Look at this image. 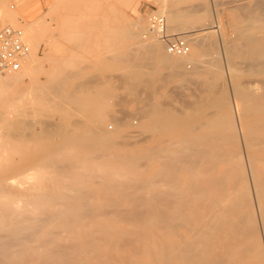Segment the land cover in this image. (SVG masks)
<instances>
[{
	"label": "bare ground",
	"instance_id": "1",
	"mask_svg": "<svg viewBox=\"0 0 264 264\" xmlns=\"http://www.w3.org/2000/svg\"><path fill=\"white\" fill-rule=\"evenodd\" d=\"M8 1L0 0L1 24L15 25L33 15L28 4L24 11L7 10ZM189 1L192 0H155L158 11L154 14L165 19V30L155 35L149 26L137 27L142 32L135 33L152 66H146L137 57L139 53L123 63L121 73L134 72V79L151 92L146 88L150 97L146 95L149 98L140 103L143 107L138 114L142 119L139 130L152 136L147 147H130L132 144L128 143L133 141L128 139L123 146L122 139L130 138L128 133L121 137L120 126L106 122L116 130L108 129L109 124H104L108 119L100 111L102 106L81 93L64 97L54 90L59 98H67L76 106L87 99L88 104L78 109L83 111L88 105L91 109V114L83 112L90 114L88 118L71 105L76 107V113L71 114L65 110L68 105L64 99V111L62 103L57 109L65 116L54 124L53 119L50 128L44 127L47 136L60 138L58 142L54 138L49 141L44 131L42 137L46 139L39 136L35 140L37 119V124L30 120L29 124L27 120L32 118L23 115L27 117L25 123L36 126L23 128L26 124L22 119L19 123L9 116L13 114L0 110V264H264V0H251L245 5L238 0H203L211 10V19L193 42L186 32L191 30L181 27L184 20L197 16L176 10L179 4ZM237 12L242 14L244 24L236 28L238 41L229 44L224 20L228 16L236 22ZM34 25L32 20L21 27L30 52L19 71L0 74V89L34 78ZM178 37L189 43L187 55L166 52L165 42ZM211 45L215 48L212 55L208 53ZM235 57L244 60V70L240 71L239 64L235 66ZM203 59L206 69L202 72L215 80L208 86V93L190 103L183 95L179 108L157 99L155 81L179 79L183 86L193 82L201 76ZM185 62L193 64V71L183 73ZM146 73L149 74L145 79ZM241 73L256 77L244 84L240 82ZM217 80L223 84L218 85ZM192 82L188 84L193 86ZM188 84L184 87L190 90ZM195 85L199 89L200 84ZM35 86L29 91L33 100L24 99L34 112L38 110ZM93 90L91 93L99 91ZM199 91L201 94L203 89ZM42 94H37L42 101L37 97L36 101L46 104L47 111L41 109L43 114L55 112L51 109L57 105L46 101ZM95 98L103 102L96 94ZM124 101L128 105V100ZM29 111L26 114L31 115ZM70 114L82 117L71 123L66 117ZM114 115L110 114V118L116 119ZM42 117L45 121L46 117ZM19 125L26 130V139L18 132ZM40 128L43 130V126ZM120 138L122 143H117Z\"/></svg>",
	"mask_w": 264,
	"mask_h": 264
},
{
	"label": "rangeland",
	"instance_id": "2",
	"mask_svg": "<svg viewBox=\"0 0 264 264\" xmlns=\"http://www.w3.org/2000/svg\"><path fill=\"white\" fill-rule=\"evenodd\" d=\"M220 1L225 2V1H234V0H220ZM250 1L251 0H238V3H240V4L244 3L242 5H245V4L250 3ZM55 2H56V0H9L8 1L7 10H10L11 12L16 11V10L24 11L23 8L25 9V4H28L27 5L28 7L26 6L27 9L30 8V10L34 11L33 15L29 14L28 16H25L23 19H20L18 21L19 24L16 23L15 25H9V26H13L15 28L19 27L20 29H22L21 27L25 26L26 24H28L32 20H35V25H34V29H35L34 51H35V64L36 65H35V69H34L35 71L33 72V75H32V77H34L33 79H31L30 81H25L24 84H16V85H13V87L11 86L9 88L0 89V107H1L0 110H6V112L8 114H13L14 116H12V115H9V116L11 118L13 117L16 120H18L19 123H21V121L19 119H22V121L24 122L27 120L28 116H30V118H32L33 120L28 119L27 122H29V120L31 122L33 121L32 122V124L34 123L33 125L37 124L38 123L37 121H39L37 127L29 125L30 122H29V124L24 122V124H26V126H24L23 128H25V127L31 128V126L36 127V129L34 128L35 133L38 132L39 134L38 133L35 134V140L39 136H41V139L45 140L46 138L45 139L43 138L45 136V137H48L49 141H51L54 138L53 140L55 142H58V141H60L59 140L60 138L55 137V136L50 138L49 136L46 135V128H44V127L50 128V126L53 122V119H54V122H53V124H54V123L59 122L65 116L63 114L64 112H61L62 115H61V113H59L60 109L58 108L59 109L58 110L57 107H58V105L60 106V103H62L64 101V99H67V98H61V97L59 98V96H57V92L56 91L54 92V90H56V89L59 90V92L61 94H63L64 97L65 96L67 97L68 95H71V94H74L75 96H77L78 94L80 95V93H81L82 97L91 96V98H92L91 100L92 101L94 100L93 103H95V105H98L99 107L102 106V110H100V111L106 116L105 120L108 119V121L104 122L105 125L107 124L106 122H110L111 125L112 124L114 125V127L119 125L120 130H121V137L127 136V133H128V136H130V138H128V137H126L125 139L120 138V139H118L117 143H119V141L121 142V139H122L123 146H125L124 141L126 139H128V140L133 141L135 143H133V142L128 143L127 142L128 144H132L131 146L130 145H127V146L132 147V146L138 145L141 147H147L150 144V139L152 138V136L149 135L150 133H148V134L146 132L141 133V131L139 130V126L141 124L142 119H140L141 116L138 114H139V109L143 107V105H142L143 99L147 96L150 97V95L146 94L147 91L149 90V88L146 86V88H148V90H147L146 88L141 87V86L145 87L144 83L137 82L134 79L133 70L131 71V72H133L132 75H127L125 71H124V73H121L122 72L121 70L124 69L123 63L126 61L127 62L132 61L138 53L140 56L137 55V57H141V59L145 62V64H148L146 66H148V67L152 66L151 58H149L145 48L142 46V44L139 41V39H141L140 36L138 38H136L135 33L137 31H139V30H137V27H142L143 29L148 27L149 16H151L152 14H154L158 11V6H157L155 0H59L57 3H55ZM245 2H247V3H245ZM185 7H187V8H185ZM205 8L206 7H205L203 0H192L189 2L181 3L176 7L177 11L188 12L194 16H197V17H194V19H196V20H194V19L184 20V22L182 23V27H181V29L184 28L187 30H189V29L191 30V31H186V32L188 33V36H189L188 38L192 42L194 41V39L196 38L197 35L198 36L201 35V32L204 29L203 26L206 27V25L208 26L210 23V19H211V16H210L211 13L210 12H211V10L209 7L206 8V10H205ZM198 16L200 19H198ZM237 16H238V18H236V22L228 16H226L225 20H224L225 32H226V36L228 37V40L230 42L229 44H234L238 41L236 38V35H237L236 28L238 26L244 24V20H243L244 18L242 16V14L237 12ZM8 18L9 17L7 16V20H8ZM139 18H142L143 21L142 20L140 21ZM233 23H234V25H233ZM6 24H10V23L7 22ZM6 24L0 23V29L5 27V26H8ZM166 25H167V23H166ZM193 25H195V26H193ZM167 27H168V25H167ZM230 27H231V29H230ZM140 32H142V30L139 31V34H140ZM109 33H110V35H109ZM256 35L259 36L260 34L257 33ZM24 36H25V34H24ZM172 40H174V39H171V40L165 42V47L168 44V42H170ZM129 47H131V48H129ZM139 47H142V48L139 50ZM214 49L215 48L212 45L209 46L208 53L210 55H212L215 52ZM131 52H132V54H131ZM108 53H109V55H108ZM107 58L112 63H110V61ZM205 58L207 59V57H205ZM121 60H122V62H120ZM232 61L235 63L236 67H238L237 64H239V67L241 68V69L239 68L240 71L244 70L243 69L245 67L244 66L245 65L244 60H242L241 58L235 57L232 59ZM204 63L205 62L203 59L202 64H200L201 68L199 69V71H201L200 75L201 76L203 75V76L202 77L201 76L196 77L200 80V82L198 79L196 80V78L192 79L193 82L191 81L193 83V86H194V84H196L195 86H197V84H200V85H202V87H200V85H199L198 86L199 89H197L196 87H193V86L188 84L191 82L184 83V86H185V84L186 85L188 84L189 86H191L190 90H189V89H185V87L187 88V86L184 87L183 82H180L179 79H173V80L168 81L167 83H163V82L161 83V81L158 79L157 81H155L154 88H153V90L156 93L157 99L160 100V102H162L163 104H165L167 106H171L172 108H179L180 107L179 104H180V102L182 103L183 95L185 97L184 100L186 99L185 101H187L188 103L195 101L196 100L195 97H197V99L199 100L204 94L208 93V90H207L208 86L215 83L214 82L215 80L213 81L212 77L209 76V74L207 75L206 73H204L205 69H206V66H204ZM191 65H192V67H191ZM193 67H194L193 64H189L188 62L186 64V62H185L183 64V73H186V72L189 73L190 71H193ZM109 69H110V71H108ZM201 69L204 72H202ZM114 72H116L117 75L120 73V75L117 76ZM161 73L164 75L166 74L165 71H163V70ZM148 74L149 73H146V75L145 74L143 75L145 79L148 78ZM104 75H106V76H104ZM108 75L110 76L109 78H107ZM111 75H113L114 78ZM96 76H97V78H96ZM126 77H128V80L125 83L124 81L127 79ZM200 77L203 79H201ZM255 77L256 76H254V75H248L245 73H241L240 74V82L245 84V83H248L250 79L255 78ZM98 78L101 80H99ZM104 78H106V79H104ZM61 79H64V80H61ZM117 79H119V81ZM121 79H122V81H121ZM106 80H107V82H106ZM95 81H97L99 83L94 84ZM83 82H85V83H83ZM87 82L88 83L92 82L93 85L91 84V86H90V83H89V85H87L86 84ZM122 82H124V84H122V86H121ZM222 82H223L222 80L221 81L217 80L218 85L223 84ZM34 84L37 85V86H35V95H36L35 96V109L38 108V110L36 112H34L33 108H31L30 105L24 104L25 100L26 101L27 100H33V96H31V94H29L30 93L29 91H30L31 86ZM83 84H85L86 86ZM96 84H103V85L105 84V85L104 86L101 85L102 86L101 87L100 85L97 86ZM162 84H164L163 87H162ZM53 85H54V87H53ZM129 85L131 86V88L134 85H136V87L134 86V88H133L134 90H133V89H130ZM80 86L83 88H81ZM84 86L86 87L85 91H84ZM110 86H113V87H110ZM182 86L184 89H182ZM77 87H79V88L77 89ZM91 87L93 89H95L96 91L99 90L98 92H100V93H98V92L97 93L96 92L91 93L90 90H93ZM156 87H159V89L160 88H162V89L159 90ZM179 87H181V88H179ZM50 88L53 90L54 95L49 93V91L52 92L51 90H49ZM74 88H75V90H74ZM39 89L40 90L42 89L41 90L42 92L45 89V91L43 92L45 94V100L49 101V103H52V104L54 103L55 105H57V106H54L52 109L51 108L50 109L52 111L55 110V112H57L60 116L58 114L56 115L55 112L51 113L49 110H48V112H50V113L46 112V114H43L44 112H42V110L47 111L46 110L47 106L43 102H38L41 99L37 97V94L38 95L42 94V92H40ZM201 89H203V91H201V94H200L199 90H201ZM95 90H93V91H95ZM131 90H133V91H131ZM138 90H140V93ZM46 91L51 95H49ZM75 91H77V92H75ZM136 91H137V93H136ZM168 91H170V92H168ZM148 92H149V94L151 93L150 90ZM192 92H194V93H192ZM21 93H23V94H21ZM104 93L107 95L110 94L108 96L112 95V98L108 97L107 95L106 96L100 95V94H104ZM190 93H191V95H190ZM44 94H42V95H44ZM95 94L97 97L103 98V102H101V99H99V102H98L97 99L95 98ZM139 94H140V96H139ZM175 94H176V96H175ZM36 97H37V100L38 99H40V100L36 101ZM41 97H44V96H41ZM50 97H52L53 99ZM148 98H145V99H148ZM17 99H19V100H17ZM61 99H63V100H61ZM125 99H126V101L128 100V105H126V103L124 101ZM133 99H135L138 102H135ZM180 99H182V100H180ZM53 100H54V102H53ZM130 100H133V101L130 102V104H129ZM43 101H44V99H43ZM55 101H57L59 104H57ZM87 101H88L87 99H83L82 105H84V104L87 105L88 104ZM104 102H109L108 105H111V106H107L106 105L107 103H104ZM49 103L47 102V105ZM63 103L68 105V106H65L66 107L65 110L71 114L76 113L73 108H75V110H76V107L78 109L79 106L82 108V105L76 106V104L75 105L71 104L68 99L65 100ZM63 103L61 104V109L64 111V109L62 108V105H64ZM137 103H139V104L137 105ZM140 103H142V104H140ZM144 103H146V102H144ZM12 104L14 106H12ZM101 104H103V105H101ZM71 105L76 106V107H70ZM95 105H93L92 107L95 108L96 107ZM48 106H51V104ZM89 106L90 105H88V107L84 106L85 109L84 108L83 109L86 111H84V110L82 111V109L79 110L80 108L78 109V111H80V112L82 111V113L88 112L91 114V112H90L91 109H88V108H90ZM21 107L23 109H27V110H22ZM108 107H110V108H108ZM103 108L106 109L111 115L115 114L114 116H116V119L114 117H113V119L110 118V114L106 115L107 111L106 112L103 111ZM15 109H17L19 111L15 110ZM39 110H41V111H39ZM28 111H29V113L31 112L32 114L31 115L26 114V112L28 113ZM21 112H24V114H21ZM34 113L35 114L37 113V114L35 115ZM38 113H39V115H38ZM40 113H42V114H40ZM84 113H83V116L86 115V116H88V118H90L89 117L90 114L88 115V114H84ZM23 115H26L27 117H23ZM54 115H56V116H54ZM42 116L46 117L45 118V121L47 120L46 122L44 121V119L42 120V118H43ZM66 117H68V119L71 121V123H73L75 119L77 121V119H80L82 116L79 117V115L78 116H73V115L67 116L66 115ZM34 118H35V120H34ZM38 118L41 119L43 122H40L41 120H39ZM15 119H13V120H15ZM36 119H37V121H36ZM117 119L121 120V121H118ZM84 120H83V122L86 123V120L85 121ZM111 120H114V121L111 122ZM128 121H129V123H128ZM47 122H48V126L46 125ZM79 122H81V121H79ZM115 122H117V123H115ZM119 122H121L122 125L124 123V125H126V126H124V125L121 126V124H119ZM88 123H89V119H88ZM111 125L109 124L107 126V128L109 127L108 129H110ZM40 126L41 127L43 126V130L40 128ZM105 127H103V128L106 129ZM23 128L21 127V129H20V125H19L20 131L18 129V132L23 133V135H21V136L22 137L24 136L23 138H25L24 134H26V137H27V133H25V131H26L25 129L23 131ZM0 130H1L0 134L2 135L3 131H2V129H0ZM29 130L30 129H28L27 132L30 133L29 135L31 137L32 131L30 130L31 131L30 132ZM113 130L115 131L116 129L111 128L112 132H113ZM41 131H44L43 132V133H45L44 136H43V133ZM143 140H145V141H143ZM137 141H141V142L137 143ZM119 145L120 144H118V146ZM123 146L120 145V147H123ZM1 152H0V154H2ZM4 153H6V152H4ZM37 167H38V163L35 162V168L37 169ZM41 168H40V170H42ZM44 170L45 169H43V172H45L47 169L45 171ZM36 173L38 174L39 172L36 171ZM35 179H36V177H35Z\"/></svg>",
	"mask_w": 264,
	"mask_h": 264
},
{
	"label": "built area",
	"instance_id": "3",
	"mask_svg": "<svg viewBox=\"0 0 264 264\" xmlns=\"http://www.w3.org/2000/svg\"><path fill=\"white\" fill-rule=\"evenodd\" d=\"M151 33L159 35L165 30V19L152 14L148 18ZM30 52L24 32L20 28L5 26L0 29V74L17 72ZM166 52L175 56H184L190 52L189 43L183 38H176L166 45Z\"/></svg>",
	"mask_w": 264,
	"mask_h": 264
}]
</instances>
